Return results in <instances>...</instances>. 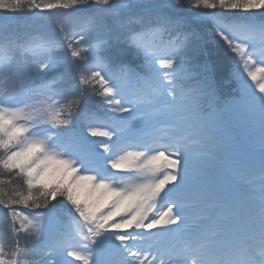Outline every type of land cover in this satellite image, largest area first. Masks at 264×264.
Listing matches in <instances>:
<instances>
[{
    "label": "snow or ice",
    "instance_id": "6c2138e0",
    "mask_svg": "<svg viewBox=\"0 0 264 264\" xmlns=\"http://www.w3.org/2000/svg\"><path fill=\"white\" fill-rule=\"evenodd\" d=\"M0 264H264V0H0Z\"/></svg>",
    "mask_w": 264,
    "mask_h": 264
}]
</instances>
